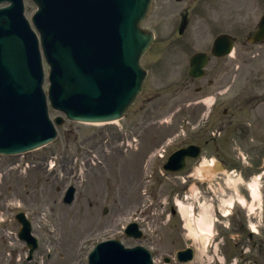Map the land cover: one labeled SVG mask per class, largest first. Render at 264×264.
<instances>
[{"label": "rangeland", "instance_id": "rangeland-1", "mask_svg": "<svg viewBox=\"0 0 264 264\" xmlns=\"http://www.w3.org/2000/svg\"><path fill=\"white\" fill-rule=\"evenodd\" d=\"M26 1L27 13L30 16L35 6L30 0ZM220 3L223 6L219 11L227 12L239 7L242 0H221ZM159 10L160 7L158 6V10L156 7L143 25L154 30L157 35L156 44L143 60L144 65L150 70L146 91L137 106L119 125L93 127L66 122L60 128L59 138L53 144L24 157V161L29 160V165L20 171L12 170V167L21 160L20 157H0V173L3 176L0 183L2 193L0 216L6 213L7 203L10 206L9 202L15 200H23L28 206H24V209L27 212H34V217L31 219L34 223V232L40 241V250L36 253L37 264H71L74 260L83 264L81 258L90 247L86 245L78 252L82 239L86 236H99L100 239L119 236L123 224L133 216L134 209L147 207L150 203L155 204L158 209L157 215L153 216L155 219L144 224L147 235L145 237L152 239L149 241L146 238L142 241L124 239L126 246L140 244L148 247L149 244L151 245L149 247L158 253L157 257L163 264L162 256L173 254L186 243L193 244L178 216L172 219L169 225L166 222L167 217L170 216L168 210L167 214L160 215V220L157 219L158 214L164 211L163 202H167V208H170L176 197L177 175L166 177L159 170L153 174L152 181L145 183L144 179L149 173L146 162L155 150L174 137L184 110H190L192 119L197 116L195 113L198 109L187 106L192 103V106H196V102L202 99L201 96L204 94L195 93L199 86L206 88L208 93L218 89H230L229 99L247 88H264V44L239 47L234 57L227 62H211L207 68V80L215 79L212 87H209L207 80H204L189 82V86L183 90V84L188 78L189 57L195 51L207 50L213 38L226 30L210 32L207 20H203L202 27L196 29L195 25L190 26L188 32L179 37L176 31L179 27V17L157 16ZM227 17V15H219L216 19ZM195 21L196 18H193L194 23ZM167 39L170 42L166 45L163 41ZM168 53L172 55L167 56ZM225 68L229 71L226 77ZM177 87L182 89L177 90ZM158 91H162L160 97L149 104L147 110L137 114L142 99ZM219 103L220 101L217 104ZM140 125L141 128L137 129ZM121 128L136 135L138 140L136 146L121 149ZM106 139L110 141L105 146ZM87 149L101 159L102 165L93 164ZM51 161L57 164L54 171L49 169ZM80 167H85L84 174L81 177H74V170L77 173ZM26 168L28 170L25 174ZM220 181L224 184L222 180ZM73 182L78 186L77 199L72 206H65L60 199L61 189L65 190ZM144 186L150 188L148 196L142 193ZM236 188L241 189V193H245V188L238 185ZM215 190L217 191L218 188ZM3 195H6L5 198ZM217 195L221 197L220 192H217ZM203 201L204 198L201 199V202ZM257 201L254 210L259 212L260 201ZM206 202L212 203L211 198H206ZM104 208H108L106 214H103ZM14 213L15 211L9 216L13 217ZM149 213L151 217L152 213ZM148 219L150 218L146 221ZM227 225L226 222L217 223V229L225 228ZM7 229L16 231L18 227L13 221ZM206 237L208 242L206 248L209 253L198 252L199 260L195 264L213 263L206 254L212 257L211 250H215L216 247L210 248V245L215 236ZM258 238L259 242L264 241V232ZM197 246L199 245L195 247ZM250 247L251 244L248 248ZM26 253L24 252L18 259L17 264H22ZM48 254L52 255L49 261L46 260ZM11 262L10 252L1 244L0 264H11ZM249 263L264 264V246L263 249L257 248L252 251V260Z\"/></svg>", "mask_w": 264, "mask_h": 264}, {"label": "water", "instance_id": "water-1", "mask_svg": "<svg viewBox=\"0 0 264 264\" xmlns=\"http://www.w3.org/2000/svg\"><path fill=\"white\" fill-rule=\"evenodd\" d=\"M128 3L125 7L121 3V13L123 12L120 23V43L118 51L125 53V48L129 51L132 48L133 20L137 14L145 8L146 0H125ZM12 8V7H11ZM9 8V10H11ZM127 8V9H125ZM18 9L17 15L20 13ZM82 13V12H81ZM0 17V152L16 153L34 146L38 141L49 140L53 134L48 128L46 120V109L44 98L37 96L38 89L35 87V78L39 72L35 70L34 64L37 59V45L29 36L25 37V46L19 43L14 35L22 21L19 20V26L11 30V22L14 17L8 11L1 13ZM74 31L67 33L66 37L53 44H49L48 56L54 63V67H59L61 76L72 78L76 85L69 92L60 93L59 99H53L54 105L69 114L72 117H81L74 114L75 108L84 103L92 105L95 100L97 89L92 92L87 91L84 87H79L77 82L82 74V65L92 61V64L102 63L105 56L109 53V44L106 35L93 33L87 38L84 29V20L77 19L70 14ZM27 40L31 42L32 50L28 51ZM119 52L117 53V55ZM130 59L125 60L128 65ZM200 59L197 58V61ZM78 63H75V62ZM71 95H79L88 101L81 102L79 99H72ZM33 98L35 102H30ZM107 110L98 111L96 114L86 116L88 119H104L102 116ZM25 115L21 122L25 128L16 126L19 117ZM9 122L10 126L5 123ZM49 138V139H48Z\"/></svg>", "mask_w": 264, "mask_h": 264}, {"label": "bare ground", "instance_id": "bare-ground-1", "mask_svg": "<svg viewBox=\"0 0 264 264\" xmlns=\"http://www.w3.org/2000/svg\"><path fill=\"white\" fill-rule=\"evenodd\" d=\"M250 189L252 191V197L254 199L256 198H260V190H259V186H258V180H255L254 183H252L250 185ZM241 200V203L243 204H247V201L244 200L243 198L240 199ZM189 207L188 206H181V210H182V213L183 214H186V212L188 211ZM211 223L212 221L209 220L208 216L205 214L203 216V218L200 220L199 222V229L201 230H209L211 229ZM190 229H192V232L194 233V236L193 238H197L199 235H198V232L193 229V227L191 225H189ZM200 239L205 242L206 241V236H200Z\"/></svg>", "mask_w": 264, "mask_h": 264}]
</instances>
